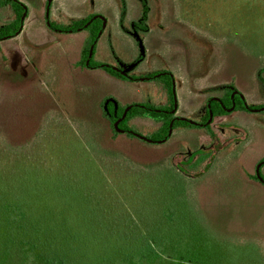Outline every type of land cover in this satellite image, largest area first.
<instances>
[{"label":"crops","instance_id":"1","mask_svg":"<svg viewBox=\"0 0 264 264\" xmlns=\"http://www.w3.org/2000/svg\"><path fill=\"white\" fill-rule=\"evenodd\" d=\"M23 28L0 40L16 42L0 45V264H264V184L250 178L264 160L231 145L182 165L179 130L159 145L112 139L105 79L88 75L102 64L80 70V56L70 84L44 82Z\"/></svg>","mask_w":264,"mask_h":264},{"label":"rangeland","instance_id":"2","mask_svg":"<svg viewBox=\"0 0 264 264\" xmlns=\"http://www.w3.org/2000/svg\"><path fill=\"white\" fill-rule=\"evenodd\" d=\"M15 1L28 15L20 38L24 51L50 70L42 80L70 84L73 66L90 41L89 32H54L45 22L47 0ZM144 4L149 8L146 33L134 28L142 18ZM8 16L7 10H0V27L9 23ZM91 17L103 21L93 64L122 70L135 64L128 73L133 81L124 83L109 79L102 69L88 73L94 80L105 79L99 89L106 98L164 107L161 83L141 80L166 73L173 79L176 118L199 124L208 103L219 99L226 89L232 90V95L239 93L249 108L264 106V0H52L49 20L54 26ZM0 45L16 48V42L11 41ZM141 125L139 120L129 123L130 132L149 138L155 124ZM225 128L227 132L220 133ZM212 129L219 131L221 138L211 140L202 131L200 135L183 130L178 131L180 136L174 134L170 140L173 150L181 155L177 157L180 164L196 155H209L208 163L226 157L219 150L228 134L238 144L234 153L246 144L252 154L264 160V111L216 118ZM260 172L264 178V168Z\"/></svg>","mask_w":264,"mask_h":264},{"label":"trees","instance_id":"3","mask_svg":"<svg viewBox=\"0 0 264 264\" xmlns=\"http://www.w3.org/2000/svg\"><path fill=\"white\" fill-rule=\"evenodd\" d=\"M0 10H9L13 16V19L11 20V22H9L5 26L0 27V40H1V39L12 37L18 33V31L20 29V25H21V19L23 17L25 10H24L23 6L15 0H0ZM148 14H149V8L147 5L144 4L142 18L139 20L138 25L134 27L136 31H139L142 33L147 32ZM92 18L93 17H91L89 19L74 21V22L67 24L66 26H63V27L54 26V24L50 23V27L53 30L60 31V32H74V31H77V30L84 28ZM102 26H103V21L101 19H96L88 26L87 29H85L89 32L90 41L82 51L81 61L77 67L78 69H80V70L86 69V61L88 59L89 49H90L92 43L94 42L95 38L101 32ZM93 54H94V51H93ZM92 57H93V55H92ZM89 66L90 67L96 66L93 64L92 58H91V61L89 63ZM102 70L105 72V74H107L108 76H110L114 79L128 82V79H126L125 77H123L122 75H120L119 73L115 72L114 70H112L110 68H103ZM156 75H158V74H156ZM128 76H129V74H128ZM153 76L154 75L147 76V77L151 78ZM130 78L133 79L132 77H130ZM157 80L161 83V85L163 87L164 96L166 98L167 104L164 105V107H161L159 109L151 107V106H146L144 103L138 104V106H142L144 108L151 109V110H156V111L158 110V111H161L162 113L150 112V111H146V110L136 108V107L132 108L131 110L128 111L126 117L118 126L119 130L131 131L130 130L131 128L129 127V123L132 120L149 118V119L155 121L159 126H158L157 130L154 131V133L147 139H149L153 142H159V141H162L163 139L166 138V136L168 135V132H169L170 124H171L172 120L175 118V115L167 114V113L172 112L174 109V97H173V89H172L173 79L169 76H163ZM223 92H224L223 95L219 98L220 103H218L216 101H212L210 103V112L213 116V119H212V122L209 124V126H207L205 128H198V127L192 126L186 122L177 121L173 125V131L198 130L200 132L202 131L203 133H205L206 136L209 137V139H211V140L212 139L214 140L217 137L221 138L219 134L220 133L223 134L224 132H227V128H225V131H221L220 133H219V131H217L215 129H212L213 131H211V126H212V124L216 118H219V119L228 118L233 113H249L245 109L243 102L239 96H234V98L232 100V93H233L232 90L226 89ZM232 106H234V108L232 109L231 112H228L232 108ZM100 107H101L103 120L106 123V126L109 130V133H110L112 139L115 140L120 136V134H118L115 131V125L122 118L127 106H123L122 104H120L119 102H117L113 99L106 98L101 102ZM263 107H256V108H250V109L259 110V109H262ZM210 112H209V108L206 107L204 112H203V116L201 117L199 124H205L208 122ZM125 137L131 141H136L139 143H145L144 141H142V140H140V139H138L132 135H125ZM231 137L232 136H230L229 134L227 135V137H225L226 140L223 144L224 147L221 149L222 151L228 150L231 147V145H233V146L238 145V144H234V142H232V141H234L233 140L234 137H232V138ZM244 150H249L248 147L246 146V144L241 146V148L238 149V151H236L234 157L237 154H239L240 152H243ZM208 157H209V155H207V154H204L202 156H198L196 159V164L197 165L204 164V162L207 161ZM191 169H193V168H191ZM250 178L255 180V181L257 180L256 176H250Z\"/></svg>","mask_w":264,"mask_h":264},{"label":"water","instance_id":"4","mask_svg":"<svg viewBox=\"0 0 264 264\" xmlns=\"http://www.w3.org/2000/svg\"><path fill=\"white\" fill-rule=\"evenodd\" d=\"M51 3H52V0H47L46 13H45V21H46V24H47V26H48L49 28H51V27H50V20H49V14H50ZM23 8H24V7H23ZM24 10H25V12H24L23 17H22V19H21V25H20V29H19L17 35L22 31V28H23V26H24L25 17H26V9L24 8ZM96 19H100V18H99V17H94V18H92V19L89 21V23H88L84 28H82V29H80V30H77L76 32H78V31H83V30L87 29L88 26H89L94 20H96ZM101 34H102V30H101V32L99 33V35L95 38L94 42L92 43V45H91V47H90V49H89V55H88V59H87V61H86V66H87V68H89V69L91 68V67L89 66V63H90V61H91V58H92V55H93L94 48H95V46H96L98 40L100 39ZM1 40H3V39H1ZM100 68H102V69H103V68H110V69L114 70L115 72L119 73L120 75H122L123 77H125L126 79H128V80H132V79L128 76V73L130 72L131 69L135 68V66H131V67H129L128 69H123V70L120 69V68H113V67L106 66V65H104V66H100ZM163 76H169V77H171L169 74H166V73H165V74L157 75V76H155V77H153V78H150V79H143V80H141V81H145V80H157V79H159V78H161V77H163ZM171 78H172V77H171ZM172 85H173V82H172ZM172 89H173V97H174V109H173L172 112L167 113V114H169V115H175L176 110H177L176 97H175V92H174V85L172 86ZM234 96H239V97L241 98V100H242V102H243V105H244L245 109H246L249 113H260V112H263V111H264V108L259 109V110H252V109H250V108L247 106V104L245 103L243 97H242L239 93H234V94L232 95V100H233ZM212 101H216V102L220 103L219 99H212V100L208 103L209 112H210V103H211ZM135 107H136V108L143 109V110H146V111H150V112L162 113L161 111H156V110L147 109V108H144V107H142V106H138V105L129 106V107L126 108V110H125V112H124L122 118L116 123V125H115V131H116L117 133H120V134H128V135H132V136H134V137H136V138H138V139H140V140H142V141H144V142H146V143H149V144H156V145H159V144H164V143H166V142L170 139V137H171V135H172V132H173V125H174V123L177 122V121L186 122V123H188V124H190V125H192V126L198 127V128H205V127L209 126V124L212 122V119H213V116H212L211 112H210L209 120H208V122L205 123V124H196V123L191 122V121H189V120H186V119H183V118H176V117H175V118L172 120L171 124H170L169 132H168V135L166 136V138L163 139L162 141H159V142H153V141H151V140H149V139H146V138H143V137H141V136H139V135H137V134H135V133H133V132H130V131H123V130H119V129H118V126H119L120 123L124 120V118L126 117L128 111L131 110L132 108H135ZM233 108H234V106H232V108H231L228 112H231ZM262 164H264V162L261 163V164L257 167V169H256V177H257V179H258L262 184H264V181L262 180V178L260 177V174H259V168H260V166H261Z\"/></svg>","mask_w":264,"mask_h":264}]
</instances>
